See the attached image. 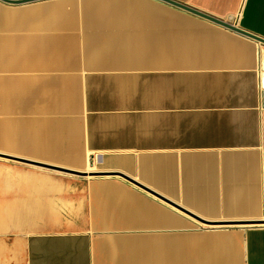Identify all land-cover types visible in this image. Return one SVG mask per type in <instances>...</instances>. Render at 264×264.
Segmentation results:
<instances>
[{
  "label": "crops",
  "instance_id": "crops-1",
  "mask_svg": "<svg viewBox=\"0 0 264 264\" xmlns=\"http://www.w3.org/2000/svg\"><path fill=\"white\" fill-rule=\"evenodd\" d=\"M175 1L264 38V0ZM0 158L65 195L0 264H264V45L162 0L0 1Z\"/></svg>",
  "mask_w": 264,
  "mask_h": 264
},
{
  "label": "rangeland",
  "instance_id": "rangeland-1",
  "mask_svg": "<svg viewBox=\"0 0 264 264\" xmlns=\"http://www.w3.org/2000/svg\"><path fill=\"white\" fill-rule=\"evenodd\" d=\"M0 160L2 159L0 158ZM15 163L18 164L17 161ZM19 165L25 164L21 163ZM31 167L40 171L51 172L58 176L64 175L67 177H75L73 176L74 173H66V171L40 168L37 166ZM94 174L96 173H91L90 176ZM3 179L4 178L0 173V211L9 207L11 211L16 210L23 212L24 215H26L24 218H26L27 221L31 218V221L33 222L30 226H11L1 230L0 232H35L48 230L51 228L50 225L56 224L65 219V216L63 215L64 206L62 201V198L65 195H56L58 189L55 188L53 184L43 181L41 182L39 180L30 182L25 181L22 176L19 175L18 169H16V175L14 179H12L11 183H6ZM57 180L59 181V179ZM68 184V181L64 180L61 185L66 187ZM35 202L41 204L38 209L42 212V214L31 216V211L38 210L32 208V205ZM22 218L23 216L18 217L20 220Z\"/></svg>",
  "mask_w": 264,
  "mask_h": 264
},
{
  "label": "water",
  "instance_id": "water-1",
  "mask_svg": "<svg viewBox=\"0 0 264 264\" xmlns=\"http://www.w3.org/2000/svg\"><path fill=\"white\" fill-rule=\"evenodd\" d=\"M4 3H7V4H11V5H20V4H24V3H28V2H33V1H38V0H0ZM162 1H165L173 6H176L178 8H181L187 12H190L196 16H199L203 19H206L214 24H217L219 26H222L226 29H229L231 31H234L242 36H245V37H248L250 39H253L254 41L258 42V43H261L264 45V38L263 37H260L254 33H251L249 31H246L240 27H238L237 25L235 24H232V23H229L225 20H222L220 18H217V17H214L212 15H209L207 13H204L198 9H195V8H192L188 5H185L183 3H180L178 1H175V0H162ZM57 170H61V171H66V172H70V173H74V174H79V175H86V173H82V172H76V171H70V170H67V169H57Z\"/></svg>",
  "mask_w": 264,
  "mask_h": 264
},
{
  "label": "bare ground",
  "instance_id": "bare-ground-1",
  "mask_svg": "<svg viewBox=\"0 0 264 264\" xmlns=\"http://www.w3.org/2000/svg\"><path fill=\"white\" fill-rule=\"evenodd\" d=\"M8 216H5L4 220L0 224H7L8 223Z\"/></svg>",
  "mask_w": 264,
  "mask_h": 264
}]
</instances>
